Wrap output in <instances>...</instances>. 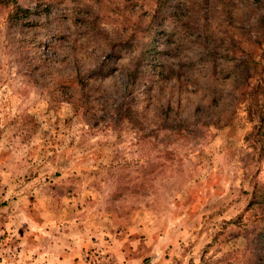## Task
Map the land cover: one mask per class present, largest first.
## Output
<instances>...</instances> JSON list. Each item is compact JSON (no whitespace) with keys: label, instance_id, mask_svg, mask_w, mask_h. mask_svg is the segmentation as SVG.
<instances>
[{"label":"rangeland","instance_id":"374dc122","mask_svg":"<svg viewBox=\"0 0 264 264\" xmlns=\"http://www.w3.org/2000/svg\"><path fill=\"white\" fill-rule=\"evenodd\" d=\"M162 1L18 0L35 19L21 32L0 0V264L264 261V204L252 200L264 136H249L248 113L264 105V47L253 42L264 0L167 9L160 39L182 93L147 57L126 84L151 40L139 16L150 21ZM51 36L54 52H36ZM238 44L251 50L242 81L226 83L220 59L198 61L203 47L242 59Z\"/></svg>","mask_w":264,"mask_h":264},{"label":"trees","instance_id":"16d2710c","mask_svg":"<svg viewBox=\"0 0 264 264\" xmlns=\"http://www.w3.org/2000/svg\"><path fill=\"white\" fill-rule=\"evenodd\" d=\"M2 3L6 4V8L8 10V18H9V23L11 26L16 27L17 29H20L21 32L23 30H25V28L27 26H32L35 24V19H31V11L27 8H25V6H23L22 4H20L18 2V0H1ZM175 3V0H163L162 4L160 6H158V8L156 9V11L154 12V14L152 15V18L150 19V21L147 22V20L144 19V17L141 15L139 16L140 22H138L137 24H139V26H141V31L140 33H142V35H147L150 37V41L145 40L142 44H144L145 48L141 51V54L139 56L140 58V62L139 64H136L137 68L133 69L131 71H129V73L127 74V83L128 84L131 79L133 78V76L137 75L139 76L141 73H145V68L147 70V66L145 65L146 63V57L148 58L147 64H149L150 61H152V63L160 70V74H158L159 77L162 78H166L167 81H174V85L173 88H179L181 86H184V83L181 82V76L179 71H181V69H177L174 65L176 63L169 61H165L164 58H166V54L165 52H169L170 51V44L168 43V41H166L165 39H160L163 38V34L166 33L165 27H164V23L161 19V17L163 16V18H166L168 15V8H171L170 6H174L173 4ZM137 21V20H136ZM256 27H257V39L254 40L253 42H255V45H258V48H263L264 47V14H262L256 23ZM32 38H37L39 37V35L37 33L34 34H28ZM162 35V36H161ZM206 38H211V36L208 34L206 36ZM145 39V38H144ZM54 40V36H51V40L45 41L44 44L40 47H38L35 51L36 52H40L42 47H45V49L47 48H51L53 49L54 52V47L51 46V43ZM130 41H133V39H131ZM207 46H209V43H206ZM163 46L162 48L160 47ZM237 50L238 49H242L246 52V57H243L242 59H238V57H233L231 55V52L228 51L227 48L225 53L222 54L221 51H214V49L210 48V47H203V49L201 51L197 52V56H198V61L200 63L203 62H209L210 57L211 56V64L212 62H215L216 60L220 59L221 62L219 63V65H221V71L223 74H226L223 78H225L226 83H236L237 81H242L243 79L237 77V74L239 75V73H243V70L249 68L250 65V55H251V50H247L245 49V47L242 44H238L237 45ZM254 49L257 50V48L254 46ZM237 50H233L234 54L235 51ZM214 52H218V53H214ZM217 54V56L215 55ZM113 56H115L114 51H112V53H108V55L106 56V63L104 65V68L107 69V66L109 64V62L111 63L112 59L114 58ZM236 56V55H235ZM231 60H235L233 62H231ZM145 62V63H144ZM193 64V63H192ZM71 73L70 76L72 78L74 77H78L80 76V71L76 68L71 69ZM112 70L108 69L103 71L102 73H107L106 75H104V77H108L109 74H111ZM157 72V71H156ZM248 72V71H247ZM100 74V67L98 66L95 69H92L88 72V77L90 79H94L97 78V76ZM254 75L252 73H248L246 75V82H248V79L252 78ZM218 81H221L220 78L218 77ZM133 82H135V80H133ZM257 87H263L262 84H257L254 85V87L247 92V94L250 97H254L255 98V94L257 92ZM180 92H183V88H180ZM260 93H264V89H262V91H260ZM246 96V94H243ZM223 99L219 98V97H212L211 101H210V105L213 106L215 103H217V105H223L225 103H222ZM225 102V101H224ZM127 111L132 114V108L128 107ZM249 118L251 120H257V124L255 125L253 131L250 132L249 136H264V105L263 108L256 110V109H249ZM212 121H210L207 124H211ZM264 153V152H263ZM253 197L252 200L254 201V203H260V204H264V186H256L254 191H253ZM260 264H264V261L260 262Z\"/></svg>","mask_w":264,"mask_h":264}]
</instances>
